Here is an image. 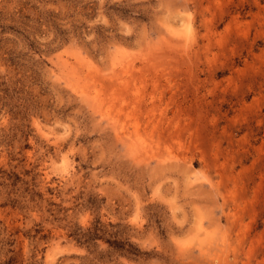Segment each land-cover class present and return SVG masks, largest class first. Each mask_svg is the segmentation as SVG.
I'll use <instances>...</instances> for the list:
<instances>
[{
    "label": "rangeland",
    "instance_id": "374dc122",
    "mask_svg": "<svg viewBox=\"0 0 264 264\" xmlns=\"http://www.w3.org/2000/svg\"><path fill=\"white\" fill-rule=\"evenodd\" d=\"M0 264H264V0H0Z\"/></svg>",
    "mask_w": 264,
    "mask_h": 264
}]
</instances>
